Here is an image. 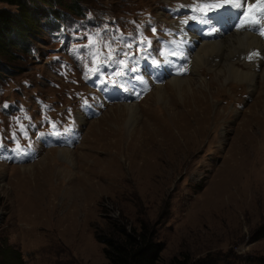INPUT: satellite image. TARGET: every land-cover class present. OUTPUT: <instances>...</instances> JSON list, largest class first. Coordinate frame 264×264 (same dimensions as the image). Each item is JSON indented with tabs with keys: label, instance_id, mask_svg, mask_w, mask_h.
Listing matches in <instances>:
<instances>
[{
	"label": "rangeland",
	"instance_id": "374dc122",
	"mask_svg": "<svg viewBox=\"0 0 264 264\" xmlns=\"http://www.w3.org/2000/svg\"><path fill=\"white\" fill-rule=\"evenodd\" d=\"M84 1L88 16H95L94 20L103 26L111 24L116 16L118 35L126 38L129 35L122 28L128 24L129 14L141 10L135 17L146 22L147 9L163 23L168 20L165 7L179 0ZM0 8L16 10L4 3ZM65 17L59 19L62 29L48 30L43 25L44 31L37 34L31 46L36 57L16 59L13 68L22 74L7 78L0 91V102L14 98L27 102L14 114L0 105V142L4 145L0 151V242L6 239L21 253L24 264H108L96 233H104L111 223L131 231L146 222L155 225L158 241L164 244L160 264H170L181 253L190 254L194 260L212 257L218 263L264 264V238L255 239V232L264 226V80H259L251 93L247 85L230 83L236 79L223 84L214 80L225 64L212 71L213 75L202 66L197 71L192 69L188 76L172 78L209 83L210 91L203 93V109L191 113L203 116L196 126L179 127L177 122L171 132L172 120L158 97L147 99L170 79L137 103V119L124 116L121 125H114L119 112L108 110L131 105L123 104L111 105L99 119L87 121L82 127L83 140L69 149L74 164L61 160L56 153L61 149L44 150L31 164L13 151L17 141L23 148L48 134L47 120L51 116L38 117L37 98L49 103L55 113L72 102L71 90L78 87L71 82L77 77L73 66L78 61L63 55L72 45L83 46V40L72 43V38H82L87 30L78 20L70 34L66 31L70 15ZM54 35L56 39H52ZM180 43L181 48L187 47ZM115 47L117 52L124 48L123 44ZM133 49L127 48V52L144 56L137 46ZM194 52L184 54L182 62L191 59ZM250 55L260 60V50ZM122 59L126 65L131 64ZM59 62V70L54 69ZM135 64L139 67L142 61ZM252 64L257 68L256 63ZM83 73L84 68L80 73L84 86L79 89L93 91V85H89L92 79H86ZM53 79L59 88L51 85ZM164 94L177 110H182L171 87L164 89ZM154 128L158 135L152 133ZM178 129L186 131L185 141L177 138ZM123 134L135 140L125 142ZM145 149L154 152L146 153ZM45 157L46 161L39 163ZM32 166V171L24 170ZM60 169L71 172L74 178L63 176ZM92 182L103 187L93 188Z\"/></svg>",
	"mask_w": 264,
	"mask_h": 264
},
{
	"label": "trees",
	"instance_id": "16d2710c",
	"mask_svg": "<svg viewBox=\"0 0 264 264\" xmlns=\"http://www.w3.org/2000/svg\"><path fill=\"white\" fill-rule=\"evenodd\" d=\"M10 8H0V87L6 79L22 74L13 66L21 56H31V46L43 25L59 27L65 16L82 17L86 7L84 0H0ZM60 19V20H59ZM34 58V57H33ZM264 238V226L255 232V239ZM96 239L104 245L108 264H160L164 244L158 241L155 225L143 222L139 228H127L111 223L104 233H96ZM0 264H24L21 253L9 246L6 239L0 242ZM170 264H241L218 263L212 257L194 260L188 253H181ZM242 264H263L259 262Z\"/></svg>",
	"mask_w": 264,
	"mask_h": 264
},
{
	"label": "bare ground",
	"instance_id": "6f19581e",
	"mask_svg": "<svg viewBox=\"0 0 264 264\" xmlns=\"http://www.w3.org/2000/svg\"><path fill=\"white\" fill-rule=\"evenodd\" d=\"M217 1L218 0H215V2H217ZM257 1L258 0H242V3L245 4L248 8H254L257 5ZM209 2H213V0H209ZM261 8L262 7L259 6L256 9L258 10ZM193 22L197 23V21H195V20H193ZM196 27H201V25L196 26ZM185 32L187 35L191 36L192 38H193V36H195L196 43L198 45H200L195 50V52L193 54V59H192L193 60V65H192L193 68L192 69H195L197 71L200 67L203 66L206 69H202V70H206V71L209 70L213 75L212 71L219 69V67L221 65L225 64V65L221 66V68L219 69V71L216 75V79H214V80L218 81L220 84H223L228 80L236 79V80H232L230 83H232V84L237 83V84H241L242 86L247 85L249 87V91L251 93L255 92L256 86L258 85L257 84L258 81L264 80V45L261 43L260 37L255 36L256 34H251L249 32H233V33L228 34V35H226L220 39H214V40H208L207 41V40H204L200 36V34H196L195 32H193L194 34L192 35L189 33V30H186ZM179 33L181 34V32H179ZM181 38H182V36L180 37V41H181ZM182 44L186 45L183 42H182ZM254 50H260V54L262 55V58L260 60H257L255 58V60L257 62H253V63L257 64L258 69L256 68L255 64L246 62V58H249L250 54ZM171 62L173 64H176V62H178V60H171ZM200 74H201V72H200ZM237 77H239V78L237 79ZM194 81H192L191 79L190 80L186 79V77L171 79L165 87L157 88L155 90L156 92L154 91L155 93H153L152 95H150L147 98V99H149L153 96L158 97L159 101L162 103L161 107H164L166 109V115L168 114L169 120H172V122L170 124L172 126L171 132H173L174 127L177 126V122L179 124V127H181V126L186 127V125L196 126L197 122L200 121V117H203L201 114H191V113H192V111H195V110H199V111L201 110V108H202L201 102H202L203 97H204L203 93H205L206 90L210 91L209 85H208L209 83L205 84V83H199V82H194ZM168 87H171L174 90V92L176 93V97L178 99L177 103L180 104V105L179 104L178 105L180 106V108L182 110H180V111L177 110L171 104L173 102L170 101V99L164 94V89H166ZM195 87H197V89H199V92L196 91ZM261 93H262V91L260 92V95H261ZM255 103H256V101H254V103L251 106L255 105ZM117 107H119V106H117ZM121 107H123V108H121ZM121 107L109 108V110H108L111 112V111H114V109H116L119 112V114L116 117H115V114L112 115L115 117L113 123L116 126H119L123 123L122 117L129 116L132 120H135V119H137V115L140 114L139 105H137V104L123 105ZM188 107L190 109H188ZM158 110H159V106H158ZM263 110H264V104H263ZM246 113H247V111H246ZM184 114H185V116H183ZM205 118L206 117H204V119ZM201 120H203V118ZM180 121H182V124L180 123ZM243 121L244 120H242V122ZM96 124H97L96 122L92 123V125H96ZM152 131H154V132H152ZM152 131H151L152 133H155V135H158V133H156V128H154ZM159 132H160V130H159ZM178 132L179 133L177 134V138L181 141H185L186 131L185 130L180 131L178 129ZM164 136H166V135H164ZM161 137H162V135H161ZM125 138H126L125 142H127V141L132 142L135 140V137L131 138L128 136V134H127V136H125ZM162 138H165V137H162ZM250 139L252 140L251 136H250ZM63 150H67V151L65 152ZM50 152L52 153L54 151H50ZM50 152H47V153L50 154ZM70 152H72V151H69V149L56 150V153L59 154V156H60L61 160H63V162L68 161L67 163H70V164L73 163L74 164V161H73L74 156ZM145 152L151 153L154 151L149 150V149H145ZM125 153H126V151H124V155H125ZM46 155L47 154H45V156ZM110 155H112V154H110ZM116 156H117V154H116ZM46 157L44 159H42L39 163H41L43 161L45 162ZM133 161H135V159ZM33 169H34V167L32 166V168H29V170L28 169H24V170L32 171ZM60 171H61L62 175L65 177L69 176L73 179L75 176L71 172H68L64 169H60ZM102 179H104V178H102ZM77 181H75V182H77ZM92 184H94V186H92L93 188H97V187L102 188L103 187L102 185H100L96 182H92ZM71 185H72V183L69 185V187H71ZM75 185H77V183Z\"/></svg>",
	"mask_w": 264,
	"mask_h": 264
},
{
	"label": "snow or ice",
	"instance_id": "6c2138e0",
	"mask_svg": "<svg viewBox=\"0 0 264 264\" xmlns=\"http://www.w3.org/2000/svg\"><path fill=\"white\" fill-rule=\"evenodd\" d=\"M242 0H219V3L228 5H236L239 6L241 4ZM259 3L264 4V0H259ZM218 3L215 2V0H213V2H209V0H200L199 6H189V10L192 13V16L190 17L191 19L200 22L204 25H208L210 23V19L207 15V13L205 12L206 8H215L218 7ZM243 14V13H242ZM183 23L187 24L188 20H184ZM242 23L241 20L238 19L237 21V25L239 26ZM260 35L264 36V26H260L259 22L257 21V27L255 29ZM153 31H155V29H153ZM216 29L215 27H211L208 29V34H211L213 32H215ZM94 36L102 41V46L104 49H108V51L105 53L103 51H100L99 53L97 52V50L95 48H87V55L89 57V61L91 63H95L97 59L100 60V64L97 67L94 68H88L87 71H85L83 74L85 76L86 79L89 78V74L90 73H96L100 79H101V83H104L103 78H102V74H103V69L105 67H115V71L112 73V75L116 76V77H124L127 75L126 72H123L121 69L124 67H128L125 64V61L120 58L121 55L123 56H129L128 52H117L116 50V45L117 44H123L124 48H132L134 46H138L140 44V40L139 39H132V40H128L127 42H125V40L127 38H125L123 35H118V36H111L109 35L107 38H105V36L101 35L100 32H96L94 33ZM91 39V37L89 38ZM137 50L139 51V48L137 47ZM72 52L74 55L77 56V59H79V50L73 48ZM173 55H175L176 53L173 52ZM250 59V57H249ZM153 63H158V61H153ZM81 64L83 66V61H81ZM128 71L131 72H136V68H128ZM133 80L140 83V84H145L146 82L142 79V77L140 76H134ZM113 86L116 87H125L126 82L124 80H116L113 81ZM134 95L139 96L140 93L133 91ZM85 104L87 105V101H85ZM5 107H7V104H5ZM30 119V118H29ZM54 129L56 128V125L53 123L51 125ZM22 131H24V129H21ZM26 134V133H25ZM43 135V134H42ZM13 139H15V134H13ZM4 148V145L2 142H0V151H2ZM14 152L16 153H21L23 152V149L21 148V145L19 144V142L17 141L16 143V148L13 149Z\"/></svg>",
	"mask_w": 264,
	"mask_h": 264
}]
</instances>
